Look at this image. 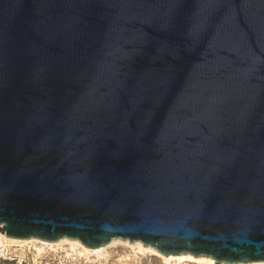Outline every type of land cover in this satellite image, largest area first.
Listing matches in <instances>:
<instances>
[{
	"label": "water",
	"instance_id": "1",
	"mask_svg": "<svg viewBox=\"0 0 264 264\" xmlns=\"http://www.w3.org/2000/svg\"><path fill=\"white\" fill-rule=\"evenodd\" d=\"M0 232L264 262V0H0Z\"/></svg>",
	"mask_w": 264,
	"mask_h": 264
},
{
	"label": "bare ground",
	"instance_id": "2",
	"mask_svg": "<svg viewBox=\"0 0 264 264\" xmlns=\"http://www.w3.org/2000/svg\"><path fill=\"white\" fill-rule=\"evenodd\" d=\"M29 243L35 248L36 254L41 255L45 249L51 252H57L58 249L63 248L64 245L68 246L67 256H81L87 262H99L109 261L110 255L107 250L115 245L125 246L129 253L128 255L121 256L116 260L117 264H127V262L133 261V259H139L140 257H156L164 264H232V263H217L215 260L203 256L194 257L191 254L169 255L164 256L160 254L156 249L151 246H146L140 241L131 242L123 239H112L108 244L99 248H88L81 244L78 240L63 238L56 242H46L39 239H13L6 237L5 234L0 232V254H4L7 248L12 246L26 247ZM39 245V246H37ZM118 247V246H117ZM28 248V247H27ZM113 249V247H112ZM69 252V253H68ZM38 257V256H37ZM91 258H94L91 260ZM113 258V257H112ZM116 259V258H115ZM76 260V259H75ZM244 264V263H237ZM246 264H264V262H253Z\"/></svg>",
	"mask_w": 264,
	"mask_h": 264
},
{
	"label": "rangeland",
	"instance_id": "3",
	"mask_svg": "<svg viewBox=\"0 0 264 264\" xmlns=\"http://www.w3.org/2000/svg\"><path fill=\"white\" fill-rule=\"evenodd\" d=\"M112 247H110V249L107 250L108 254L110 255L108 262L99 261L98 263L97 262L89 263L81 256H72V257L67 256L66 254L69 249L67 245L63 246V248L65 249H58L57 252H51L48 249H45L44 252L41 253V255H38L36 254L37 252L35 248L32 247L31 243H29L26 247L12 246L7 248L4 254H0V264H117L116 260L119 257L130 254L129 250L125 246L115 245ZM93 259L94 258H91V260ZM127 264H164V263L161 260L157 259L156 257L147 256V257H140L139 259H133V261L127 262Z\"/></svg>",
	"mask_w": 264,
	"mask_h": 264
}]
</instances>
